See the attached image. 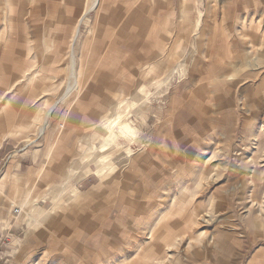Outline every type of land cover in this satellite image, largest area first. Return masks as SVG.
Masks as SVG:
<instances>
[{
    "label": "rangeland",
    "instance_id": "obj_1",
    "mask_svg": "<svg viewBox=\"0 0 264 264\" xmlns=\"http://www.w3.org/2000/svg\"><path fill=\"white\" fill-rule=\"evenodd\" d=\"M16 1L0 0V33L15 17L0 83L19 93L0 113V181L17 202L0 203V264H264V0H140L127 44L133 9L120 0L119 24L87 15L75 66L72 34L93 0H79L70 25L55 18L74 0ZM69 26L63 53L47 64L35 44ZM45 68L52 78L28 88L32 70ZM76 76L87 86L61 102L80 86ZM123 122L135 137L120 134ZM15 220L25 229L10 244Z\"/></svg>",
    "mask_w": 264,
    "mask_h": 264
},
{
    "label": "crops",
    "instance_id": "obj_2",
    "mask_svg": "<svg viewBox=\"0 0 264 264\" xmlns=\"http://www.w3.org/2000/svg\"><path fill=\"white\" fill-rule=\"evenodd\" d=\"M14 0H9V2L11 3L10 5L11 6H13V5H15L14 4V2H13ZM16 1V0H15ZM70 1V0H69ZM105 1V2H104ZM118 1H120V0H103V5H102V9L100 10V11H98V12H96V19H100V18H103L104 19V21H108V22H110V23H116V24H119V18H120V15H121V11H120V7L118 6V5H116L117 4V2ZM128 1V4H131L132 3V5H136L135 7L133 6L132 7V5L130 6V7H128L126 10L127 11H130L129 10V8L131 9H133V13L134 14H132V13H130V15H128V16H126L125 17V24H126V27H125V33L127 34V32L128 31H131L132 30V37L131 36H129V35H126V36H124L122 39V41H124V43H126L127 44V42L128 43H134L136 40H134V35H135V33L133 32V30H135V29H137L138 28V25H139V20L137 19V15H138V13H139V11H140V9H141V3H140V0H127ZM148 1V0H147ZM151 1H155V0H151ZM17 2V1H16ZM79 0H74V2H72V1H70V3L72 4V7H68V5H67V7L65 6V14H66V16L65 17H56L55 19L57 20L58 19V22H61V23H67V24H69L70 25V22L71 21H73V20H75L76 19V17H74V14L76 13V12H78V10H77V6H78V4H79ZM108 2H110V3H108ZM113 3H114V7L112 6L113 5ZM10 6V7H11ZM118 8V9H117ZM123 8V7H122ZM11 9H13L12 7H11ZM124 9V8H123ZM22 10V9H21ZM55 10H57V8H54V10L52 11V13H55L56 11ZM135 10V11H134ZM107 11H110L111 12V14L110 15H106L105 13L107 12ZM137 11H138V13H137ZM167 12L166 13H163V15L164 14H166V16H169V18H170V16H172L173 15V8L172 7H170V5L168 4V7H167V10H166ZM67 12V13H66ZM60 19V20H59ZM71 20V21H70ZM79 20H80V18H79ZM79 20H78V22H77V24H76V27H75V30L73 31V34H72V37L74 36V33H75V31L77 30V28L79 27L78 25V23H79ZM97 21V20H96ZM129 21V22H128ZM15 17L14 16H10L9 17V19L8 18H6V21L4 22V29H3V32L2 33H0V37H3V36H6L7 37V40L6 41H8L7 43H4V42H6V41H4V42H0V47H3L4 48V52H6V44L8 45L7 46V48H8V50H12L13 51V49H12V44H13V41H12V37H13V32H14V28H15ZM57 22V23H58ZM60 23V24H61ZM48 28V27H47ZM24 30V29H23ZM7 31V32H6ZM70 32H72V29H71V27L69 26V27H67V28H65V30L64 31H62V32H59V34L57 33V34H55V35H52L51 33L49 34L48 32L47 33H45V35L42 37V38H39V40H38V42L35 44L36 46H38L39 47V45L41 44V45H45V48H46V51L48 52V55H45V61H46V63L48 64L49 62L51 63V61H53V60H55V56L57 55V54H59V52H62V51H58V49H59V47H66V45L68 44V40H67V36H70ZM19 34V33H18ZM133 38V39H132ZM1 41V40H0ZM71 41H72V38H71ZM64 42V43H63ZM99 43V42H98ZM10 45V46H9ZM35 46V49H37L38 47H36ZM98 46V45H97ZM56 51H58V52H56ZM14 52V51H13ZM63 53V52H62ZM5 55V54H4ZM226 55V54H225ZM12 56H13V54H11V56H8V55H6V56H2L1 58H2V62L3 63H0V64H2V65H5L6 67H10L11 65L9 64V65H7V63L5 62V60L4 59H7L8 60V58H10V60H12ZM226 57H228V56H226ZM218 64V60L216 59V61L215 62H210L209 64H207L208 65V69H210V68H212V69H216L218 66H216ZM1 66V65H0ZM4 66V68L2 69V70H4L3 71V73H5V75H7L6 74V70H5V67ZM214 66V67H213ZM46 69V68H45ZM208 69H206L205 68V74H207V73H209L210 75V79H211V77H212V79H214V78H217V75L219 74L218 72H216V71H210V70H208ZM222 69L223 68H221V66H220V71H222ZM26 70V69H25ZM122 70V68H120V71ZM174 70L175 69H173L172 70V72H174ZM48 71V69H46V72ZM110 75H113V77H112V79H113V81L114 82H116L115 81V76H114V74H111L110 73ZM103 76H104V78H103ZM7 77H8V79H10L11 80V78L9 77V75H7ZM107 77V75L105 76V75H100L99 76V79H101V80H104L105 78ZM104 82H102V84H103ZM101 84V85H102ZM124 89V88H123ZM104 91H105V89H103ZM108 90H109V88H108ZM111 90H112V86H111ZM107 91V90H106ZM203 91H204V89H203ZM108 93H109V91H108ZM75 99V98H74ZM68 101V103L69 104H72V103H70L71 101H72V97L71 98H68V99H66V101L65 102H67ZM195 100H193V98H191V100L189 101V105H187V106H185V107H187V108H185L184 109V113L185 114H187L188 113V109L190 108V106L192 105V103L194 102ZM62 102V101H61ZM195 102H197V101H195ZM191 103V104H190ZM104 104H106L107 106H108V102H105ZM83 106V102H81V103H79V105L77 106V108H80L81 106ZM73 108V107H72ZM102 109H105V108H102ZM191 110V109H190ZM189 110V111H190ZM73 111H72V109H71V111H70V113H72ZM75 112V111H74ZM200 114L202 113L203 114V107L200 109V112H199ZM71 115V114H70ZM51 119L52 120H56L57 122H58V124H61V123H59V121H61V119H60V112L59 111H54L53 113H52V115H51ZM197 120H199V121H201L200 119H197ZM57 124V127L59 126ZM91 126H93V124L91 125ZM53 147H54V145L52 144V145H50V149H48V155L50 156L49 158H51V154H52V149H53ZM5 152H7L6 151V149L4 150V152H2V154H4ZM91 174H89L88 176H90ZM5 191V190H4ZM29 191V190H28ZM13 192V191H12ZM5 194V193H4ZM29 194H28V192H27V194H26V196H28ZM5 196H6V194H5ZM14 198V194L12 193L11 194V197H7L6 196V200H5V202H7V201H9L10 202V204L13 206V203L16 201V198L15 199H13ZM26 198V197H25ZM13 199V200H12ZM5 202H3V203H5ZM16 212V211H15ZM4 216V215H3ZM2 216V217H3ZM10 217H12L11 215H9ZM10 221L12 222V219H10ZM3 222V221H2ZM10 222V223H11ZM4 223V222H3ZM20 224V225H19ZM24 229H25V225L22 223H19L18 221H16L12 226H10V229H9V231H8V233H7V239L10 241V244H13V243H15L16 241H18V239H19V234L21 233V232H23L24 231ZM3 253L2 252H0V260H2L3 258H4V256L2 255ZM195 254V253H194ZM3 256V257H2ZM195 256H197L196 254H195ZM101 264H105V263H101Z\"/></svg>",
    "mask_w": 264,
    "mask_h": 264
},
{
    "label": "bare ground",
    "instance_id": "obj_3",
    "mask_svg": "<svg viewBox=\"0 0 264 264\" xmlns=\"http://www.w3.org/2000/svg\"><path fill=\"white\" fill-rule=\"evenodd\" d=\"M111 1V0H110ZM105 2V1H104ZM103 3V0H93V4H92V6H91V8L90 9H87L86 11H85V13H82V15H81V17H80V20H79V27L77 28V30L75 31V33H74V36H73V39H72V44H71V54H70V57L72 58V60H73V65L75 66L76 64H77V62L75 63V61H74V58H75V56H74V52H75V45H76V41H77V39L79 38V34H80V26L82 25V23L85 21V19H87V15H89L91 12H98V11H100L101 9H102V4ZM108 3H110V2H108ZM97 10V11H96ZM134 14V13H133ZM0 42H2L3 41V37H0ZM8 41H6L5 43H7ZM9 43V42H8ZM64 43V42H63ZM98 44V43H97ZM8 45L6 44V47H7ZM10 46V45H9ZM91 51V50H90ZM4 54L5 55H11V54H13V51L12 50H8V48H7V51L6 52H4L3 53V55L2 56H4ZM84 55H86V53H82V57L84 56ZM94 59V58H93ZM6 61V63H7V65H8V63L10 62V58H8V60L6 59L5 60ZM94 62V61H93ZM81 64V63H80ZM1 65V64H0ZM88 68H89V66H88ZM74 69V68H73ZM89 71V70H88ZM48 72V71H47ZM46 71H40V69H37V70H32V73L31 74H29L30 75V78H28L29 80H28V82H27V84H28V88L30 87H32V86H37L38 87V84L41 82V81H43V80H49L50 78H52L51 77V74H48V73H50V72H48L47 73ZM79 74V73H78ZM77 74V75H78ZM80 78V86H79V84H78V79ZM76 76V78H77V84H78V87H76L74 90H73V93L72 92H69L68 94H67V96H64L62 99H61V101L62 102H65L66 101V99H68V98H70V97H75V99H79L80 98V96H81V94H82V92H83V90H84V87L85 86H87V84H88V82H86V80L84 81V84H83V86H81V82H82V77H80V76ZM8 87L7 86H5V85H3L2 83H0V113H1V111L3 110V112H4V116L6 115V114H8V112L10 111V110H12V107H13V103L16 101V97L18 96V92H16V91H14V92H12V93H9L8 91H10V90H12L13 89V83L12 84H10V87L7 89ZM27 89V88H26ZM125 90V89H124ZM75 91H78V95H74V93H75ZM126 91V90H125ZM120 97H123V95H120ZM4 100V101H3ZM127 100V99H126ZM2 101H3V103H2ZM123 101V100H122ZM121 101V102H122ZM126 103V102H125ZM127 103H128V101H127ZM75 104V103H74ZM124 105V104H123ZM55 106L56 105H54L52 108H51V110L52 109H54L55 108ZM50 114V113H49ZM2 115V114H1ZM118 115V114H117ZM264 116V115H263ZM1 117H3V116H1ZM0 117V118H1ZM118 117H119V115H118ZM37 116H36V120H37ZM115 118H116V116H115ZM114 118V119H115ZM120 119H121V116H120ZM103 120V119H102ZM105 120V119H104ZM118 120V119H117ZM34 121V120H33ZM112 120H110V122H111ZM119 121V120H118ZM3 121H1L0 122V126H1V123H2ZM121 122V121H120ZM100 123H102V122H100ZM109 123V122H108ZM112 124V123H111ZM115 124V123H114ZM117 124V123H116ZM108 125H110V123L108 124ZM110 127V126H109ZM100 128H102V126L100 127ZM100 128H98V129H100ZM107 127H105V129H106ZM110 128H113V127H110ZM96 129V128H95ZM101 130H103V129H101ZM100 130V132H102ZM109 130V129H108ZM113 130V129H112ZM7 131V130H6ZM12 131V130H11ZM104 132H105V130H103ZM118 131L120 132V134H122V135H130V136H132V137H135L136 135H137V133H136V130H135V128H133L132 127V125L130 124V123H128V122H123L120 126H119V128H118ZM113 133L114 132H112L111 131V135L110 134H108V135H110V137H115L114 135H113ZM13 135V134H12ZM107 135V136H108ZM9 137V136H8ZM10 137H14V136H11V134H10ZM109 137V138H110ZM107 139V140H109V142H110V139ZM129 138V137H128ZM118 139V138H117ZM133 139V138H132ZM135 139V138H134ZM103 140V139H102ZM112 140V139H111ZM105 141V140H104ZM115 141V140H114ZM133 141H135V140H133ZM120 142V141H119ZM1 143V142H0ZM105 143V142H104ZM117 143V142H116ZM118 144V143H117ZM116 144V145H117ZM109 145V144H108ZM111 145V144H110ZM119 145V144H118ZM121 145V144H120ZM106 146V145H105ZM104 146V147H105ZM104 147H102L103 148V150L105 149ZM108 147V146H107ZM118 147V146H117ZM106 150V149H105ZM113 150V149H112ZM100 151V150H99ZM109 151V150H108ZM98 153H100V152H98ZM97 153V154H98ZM102 153V152H101ZM98 156V155H97ZM100 156H102V155H100ZM94 158L96 159V157L94 156ZM94 158H93V160H94ZM90 159V158H89ZM92 159V158H91ZM96 161V160H95ZM94 161V162H95ZM121 161V160H120ZM93 162V161H92ZM96 162H99L98 161V159H97V161ZM91 164H93V163H91ZM130 166H131V163H130ZM92 172V174L93 175H95V176H98L100 173H99V170H93V171H91ZM101 175V174H100ZM99 175V176H100ZM9 182V181H8ZM5 184H6V178H3L1 181H0V203H3V202H5V200H6V197H4L3 195H4V188H5ZM14 199V198H13ZM12 199V200H13ZM31 198H30V196H27L26 198H25V200L22 202V203H20V206L21 207H23V210L25 209V207H27V206H29V205H31ZM17 204V202L15 201L14 203H13V206L14 205H16ZM20 213V211L18 210H16V214H19ZM17 219H18V221L20 222L21 221V218H22V216H21V214L18 216V215H16L15 216ZM10 218V216L8 215L7 217L6 216H3L2 217V221L3 222H9L8 221V219ZM15 222H16V220H15ZM162 224V223H161ZM20 225V224H19ZM162 227V226H161ZM165 229V228H164ZM137 234V233H136ZM135 235V234H134ZM153 238L155 239V237L153 236ZM128 239H133V237L132 236H129L128 237ZM132 241V240H131ZM212 241V240H211ZM134 242V240L132 241V243ZM214 242V241H213ZM213 244V243H212ZM123 252V251H122ZM121 254V253H120ZM186 254V253H185ZM119 256V255H118ZM121 256H123V254L121 255ZM136 258V256L134 257V259ZM133 259V260H134ZM112 263V262H111ZM110 263V264H111ZM142 263V262H141Z\"/></svg>",
    "mask_w": 264,
    "mask_h": 264
}]
</instances>
